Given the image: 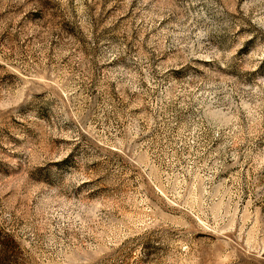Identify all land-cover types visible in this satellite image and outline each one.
<instances>
[{
  "label": "rangeland",
  "instance_id": "1",
  "mask_svg": "<svg viewBox=\"0 0 264 264\" xmlns=\"http://www.w3.org/2000/svg\"><path fill=\"white\" fill-rule=\"evenodd\" d=\"M0 264H264V0H0Z\"/></svg>",
  "mask_w": 264,
  "mask_h": 264
}]
</instances>
